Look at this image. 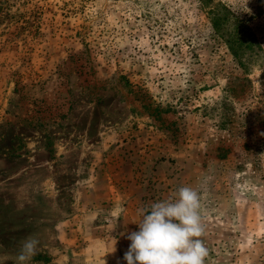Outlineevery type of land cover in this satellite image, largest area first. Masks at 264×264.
I'll return each mask as SVG.
<instances>
[{"label":"rangeland","instance_id":"374dc122","mask_svg":"<svg viewBox=\"0 0 264 264\" xmlns=\"http://www.w3.org/2000/svg\"><path fill=\"white\" fill-rule=\"evenodd\" d=\"M262 1L209 5L239 45L206 0H0V264L30 236L28 264H127L139 210L181 186L205 264H264Z\"/></svg>","mask_w":264,"mask_h":264},{"label":"clouds","instance_id":"9594fccd","mask_svg":"<svg viewBox=\"0 0 264 264\" xmlns=\"http://www.w3.org/2000/svg\"><path fill=\"white\" fill-rule=\"evenodd\" d=\"M176 195L174 201L154 202L139 210L138 230L127 235L131 242L123 257L127 264H205L202 196L191 186H181ZM39 243L34 236L24 240L17 264H28Z\"/></svg>","mask_w":264,"mask_h":264},{"label":"trees","instance_id":"16d2710c","mask_svg":"<svg viewBox=\"0 0 264 264\" xmlns=\"http://www.w3.org/2000/svg\"><path fill=\"white\" fill-rule=\"evenodd\" d=\"M206 3H208L206 6L209 7V5L212 3V0H206ZM261 3L262 5H264V1H262ZM210 12H211L210 14L212 15L211 17L212 23L215 29H217L218 32L222 35V37H224L225 40L228 42L229 38L233 36L232 37L233 42H236V44L239 45H243L245 31L240 30L239 27H236V33H230V32L221 33V30L227 28L228 25L233 20L232 17L230 16L231 14L226 9V7L221 3H218L215 5V7H212V9L210 8ZM228 36L230 37L228 38Z\"/></svg>","mask_w":264,"mask_h":264},{"label":"crops","instance_id":"0c3cea01","mask_svg":"<svg viewBox=\"0 0 264 264\" xmlns=\"http://www.w3.org/2000/svg\"><path fill=\"white\" fill-rule=\"evenodd\" d=\"M99 189H101V185H100V182H97V181H94L93 183H92V209L94 208H98L99 207V205H98V203H97V201L98 200H95V198H93V195H94V193H96V192H98V191H100ZM101 202H102V200H101ZM95 203H97L96 205H95ZM99 213H97L96 212V210H92V218L94 219V217H97V215H98ZM92 219V220H93ZM100 236V234L97 236H94V238L95 237H99ZM101 237V236H100Z\"/></svg>","mask_w":264,"mask_h":264}]
</instances>
